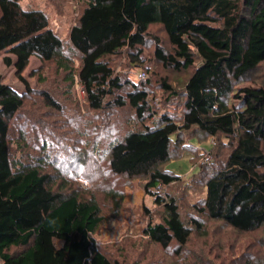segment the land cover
Returning a JSON list of instances; mask_svg holds the SVG:
<instances>
[{
  "label": "trees",
  "instance_id": "1",
  "mask_svg": "<svg viewBox=\"0 0 264 264\" xmlns=\"http://www.w3.org/2000/svg\"><path fill=\"white\" fill-rule=\"evenodd\" d=\"M154 24L163 26L173 46V52L166 54L158 45L159 60L176 71L194 67L184 88L173 92L184 99L183 116L178 124L164 115L115 141L111 170L149 176L145 188L150 191L167 177L159 166L170 160L179 134L195 127L211 137L224 135L236 145L226 169L206 183L203 212L237 231L257 230L264 225V87L236 85L264 63V0H246L244 6L236 0H92L69 34L80 55L79 83L92 109L104 108L107 97L125 91L114 103L124 106L127 100L140 119L149 111L147 91L133 82L123 83L106 59L144 45ZM2 52L7 54L4 63L14 65L28 92L23 72L33 56L56 63L71 82L75 80L72 58L65 54L46 13L24 9L21 0H0ZM46 98L57 105L48 94ZM24 99L0 75L2 264H122L99 250L94 234L103 216L96 198L55 191L51 175L43 169L45 159H22L29 143L13 120ZM14 132L22 135L21 141H16L19 136L14 138ZM144 232L164 248L173 242L184 247L191 235L176 210L168 212L162 223H149Z\"/></svg>",
  "mask_w": 264,
  "mask_h": 264
},
{
  "label": "rangeland",
  "instance_id": "2",
  "mask_svg": "<svg viewBox=\"0 0 264 264\" xmlns=\"http://www.w3.org/2000/svg\"><path fill=\"white\" fill-rule=\"evenodd\" d=\"M91 1L21 0L24 9L46 13L50 28L63 41L65 54L72 58L75 74L71 82L68 73L56 63L33 56L23 72L30 87L28 92L14 65L4 63L7 54L0 53L3 82L25 97L24 107L13 120L14 127L26 133L29 143L22 159H45L43 169L51 175L55 191L96 198L103 216L94 234L99 250L122 264H264V225L240 232L203 212L206 183L226 169L235 140L224 135L211 137L195 127L182 132L172 143L170 160L159 166L167 177L150 191L145 188L149 176L112 172L111 145L115 141L164 115L180 124L184 99L173 92L184 88L194 67L176 71L159 60L158 45L166 54L173 52V46L163 26L154 24L144 45L123 49L106 59L123 83L133 82L139 90L147 91L149 111L140 119L127 100L124 99V106L114 103L115 98L126 95L125 91L107 97L104 108L92 109L78 79L80 55L69 41L70 30ZM236 1L244 6L246 0ZM247 86L264 87V63L236 88ZM46 94L56 106L49 104ZM14 138L21 141L22 135L14 132ZM11 144L15 154L16 144ZM262 149L264 152V141ZM174 210L190 227L191 235L184 247L173 242L164 248L153 243L144 230L149 223H162L167 213Z\"/></svg>",
  "mask_w": 264,
  "mask_h": 264
}]
</instances>
